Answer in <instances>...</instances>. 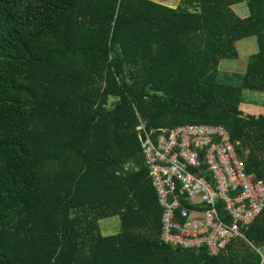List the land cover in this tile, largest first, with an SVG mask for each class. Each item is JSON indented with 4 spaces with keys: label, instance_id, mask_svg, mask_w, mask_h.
<instances>
[{
    "label": "trees",
    "instance_id": "trees-1",
    "mask_svg": "<svg viewBox=\"0 0 264 264\" xmlns=\"http://www.w3.org/2000/svg\"><path fill=\"white\" fill-rule=\"evenodd\" d=\"M249 36L245 70H219ZM245 90L264 93V0H0V264H262L264 210L227 255L159 240L137 130L221 124L264 179Z\"/></svg>",
    "mask_w": 264,
    "mask_h": 264
},
{
    "label": "built area",
    "instance_id": "built-area-1",
    "mask_svg": "<svg viewBox=\"0 0 264 264\" xmlns=\"http://www.w3.org/2000/svg\"><path fill=\"white\" fill-rule=\"evenodd\" d=\"M144 165L160 207L161 242L225 255L264 210V179L246 170L221 124L137 126Z\"/></svg>",
    "mask_w": 264,
    "mask_h": 264
},
{
    "label": "rangeland",
    "instance_id": "rangeland-1",
    "mask_svg": "<svg viewBox=\"0 0 264 264\" xmlns=\"http://www.w3.org/2000/svg\"><path fill=\"white\" fill-rule=\"evenodd\" d=\"M161 3H164L166 5H172L176 6L178 0H173V2L169 3V1L166 0H155ZM233 9L239 13L242 17L246 16L248 14L247 7L244 3L236 4L232 6ZM236 49L238 51V55L235 57H222L218 60L217 66L219 70L233 73V72H243L245 70L246 62L248 59V56L253 51L257 50V42L255 36H249L246 38H243L241 40H238L235 42ZM243 103H241V107L243 111H253L254 113H257L263 109V103L264 100V93H259L252 90H245L243 92ZM114 100L113 97L108 96L107 101L110 102ZM236 153L240 155L241 157L247 156V146L235 144ZM100 233L102 234H108L113 233L118 229L119 226V219L117 215L105 217L98 222ZM262 256H264V248H262Z\"/></svg>",
    "mask_w": 264,
    "mask_h": 264
},
{
    "label": "crops",
    "instance_id": "crops-1",
    "mask_svg": "<svg viewBox=\"0 0 264 264\" xmlns=\"http://www.w3.org/2000/svg\"><path fill=\"white\" fill-rule=\"evenodd\" d=\"M234 142V141H233ZM235 144H237L238 143V141H235L234 142ZM248 151H249V147H247V150H246V152L248 153ZM245 159V158H244ZM246 161V160H245ZM103 219V218H102ZM99 220H101V219H99ZM99 220L97 221V222H99ZM159 221H160V217H159ZM99 226V225H98ZM159 228H160V226H159ZM118 229H119V226H118ZM117 229V230H118ZM116 230V231H117ZM246 230V229H245ZM115 232V231H114ZM242 239H244V240H247L246 239V237H245V235L243 236V237H241ZM159 240L161 241V236H160V233H159ZM163 243V242H162ZM171 248H173V247H171ZM262 248H264V245L263 246H261V247H259V248H257L256 250H257V252H258V254L261 256V263L262 264H264V256H262ZM207 251V250H206ZM227 254H228V251H227ZM227 254H225V255H227Z\"/></svg>",
    "mask_w": 264,
    "mask_h": 264
}]
</instances>
